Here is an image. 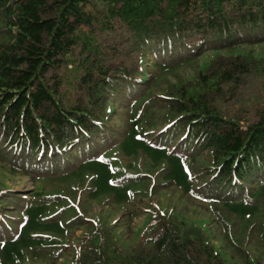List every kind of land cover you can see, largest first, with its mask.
<instances>
[{
    "label": "trees",
    "instance_id": "16d2710c",
    "mask_svg": "<svg viewBox=\"0 0 264 264\" xmlns=\"http://www.w3.org/2000/svg\"><path fill=\"white\" fill-rule=\"evenodd\" d=\"M0 264H264V0H0Z\"/></svg>",
    "mask_w": 264,
    "mask_h": 264
},
{
    "label": "rangeland",
    "instance_id": "374dc122",
    "mask_svg": "<svg viewBox=\"0 0 264 264\" xmlns=\"http://www.w3.org/2000/svg\"><path fill=\"white\" fill-rule=\"evenodd\" d=\"M242 123V122H241ZM13 181H15V180H13ZM30 184V182L27 180V179H25V178H23V179H21L20 181H16V182H14L13 183V186H14V188L17 186H23V185H25V186H28ZM138 225V224H137ZM136 225V226H137ZM139 226V225H138ZM137 226V227H138Z\"/></svg>",
    "mask_w": 264,
    "mask_h": 264
}]
</instances>
